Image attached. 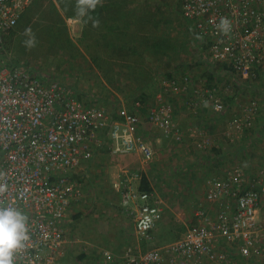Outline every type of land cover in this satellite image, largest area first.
Returning <instances> with one entry per match:
<instances>
[{
	"label": "built area",
	"instance_id": "1",
	"mask_svg": "<svg viewBox=\"0 0 264 264\" xmlns=\"http://www.w3.org/2000/svg\"><path fill=\"white\" fill-rule=\"evenodd\" d=\"M33 1L0 0V185H6L0 206L28 217L29 240L14 254L13 264H55L71 244L70 213L84 203L83 185L76 178L81 166L102 147L114 156L138 155L145 164L153 160L155 152L140 131V108L162 137L181 142L176 102L189 113L210 107L221 114L226 105L217 84L208 87L185 75L162 80L151 102L117 107L113 117L91 97L79 99L64 83L43 81L24 62L10 65L5 36ZM181 13L211 64L227 67L245 83L264 78V0H181ZM222 18L230 22L226 35L218 27ZM223 92L230 94L229 88ZM256 102L228 121L234 137L252 128L258 117ZM140 179V173L124 171L115 189L135 234L150 245L165 209L153 188L143 192L131 187V181ZM207 187L208 205L197 206L195 222L182 239L144 252L128 247L117 256L101 250L97 264H231L233 250L241 264L264 261V223L259 216L264 155L251 181L236 165L224 177L209 179ZM210 204H217L214 212Z\"/></svg>",
	"mask_w": 264,
	"mask_h": 264
},
{
	"label": "trees",
	"instance_id": "2",
	"mask_svg": "<svg viewBox=\"0 0 264 264\" xmlns=\"http://www.w3.org/2000/svg\"><path fill=\"white\" fill-rule=\"evenodd\" d=\"M176 7L181 11V0H178ZM75 9L76 0H34L23 11L14 29L5 36V50L8 52L10 45L16 42L15 47L21 55L60 57V62L64 64H67L68 58L72 60L73 69L75 67L83 70L85 63L91 64L97 71V85L104 91L103 97H99L98 93L91 100L102 106L109 104L107 95L112 94L108 87L118 83L119 78L133 88L132 93L125 96L128 99L127 106L128 102L148 103L161 90V84L158 87V72L171 65L178 68L183 54L186 53L187 43L196 39L184 18L182 25L180 19L174 16L176 9L165 12L160 5L155 6L147 1L102 0V4L90 13L99 21L97 26H93L92 20L84 23L86 17L78 18ZM68 19H77L81 23L82 32L77 40L70 36ZM176 23L184 27H178ZM28 28L35 36L36 43L32 48L24 44L30 38L24 35ZM17 62L13 60L10 65ZM219 69L229 73L227 67L217 64L202 74L201 78L206 79L208 87L215 84ZM173 77V73L168 71L162 80ZM192 79L198 81L195 77ZM260 79L261 77L257 80L261 81ZM81 96L78 95V98L81 99ZM234 99V95H225L223 102L228 105ZM114 109L111 108L113 117ZM250 132L247 130L243 137H247ZM241 142L239 153L245 154L249 145L245 143V138ZM76 178L82 182L79 176ZM136 183L139 191L152 190L143 173ZM181 230L182 234L174 240L183 238L186 228L181 227ZM84 256L81 254L78 259Z\"/></svg>",
	"mask_w": 264,
	"mask_h": 264
},
{
	"label": "rangeland",
	"instance_id": "3",
	"mask_svg": "<svg viewBox=\"0 0 264 264\" xmlns=\"http://www.w3.org/2000/svg\"><path fill=\"white\" fill-rule=\"evenodd\" d=\"M136 1H147L148 3H151L155 6L160 5L162 11L165 12H168V10L170 9L175 11V9L177 8L176 5L178 4V0ZM176 11L177 12H174V16L176 18L178 17V19H180L181 21V24L184 25L182 21L183 16L180 9H176ZM176 24L178 25V27H184L179 23ZM73 26V23H71L70 27L72 29H74ZM74 33L76 32L72 30L71 35H73L74 40H77V36H75ZM187 44L188 45L186 53L183 54L178 68L171 65V67L163 68L158 72V87H160L161 81L162 79H164L165 73H168V71L173 73L175 77L188 75L192 78L195 77L196 79H201V77H203L202 74L207 71L208 68L211 69L215 66L209 62L206 52L201 47H199V45L195 41H193V39H191V42H188ZM16 45V42L10 45L7 55L15 61L24 62L26 65L34 69L46 81H57L64 83L68 88L74 90L75 93H79L80 95H82L81 97H83V99L85 100L89 99V97H92L93 95H97L98 93V95H100L99 97H103L102 94L104 91H102V89L97 85L96 82L97 71L92 67L91 64L85 63V67L83 70L75 69V67L73 69L71 67V59L67 58L68 62L67 64H64L60 62V57L46 55H21L18 53V48L15 47ZM75 66L77 67V64H75ZM260 80L261 81H257L255 83H245L237 77L229 74L227 71L219 69L214 80L215 84H217V86L221 89L220 91L223 97H225V94L223 92L224 89L229 88V95H234L235 99L233 103L229 104L230 107H227V105L225 104L226 108L222 115L212 114L213 116H215V118L213 117L211 120L216 119L217 121L214 125L212 124L215 127L213 129H209L210 134L213 135V138L217 141L220 139L221 141L222 139H218V135L224 132V128L226 127L229 119L232 116L231 112L237 111L239 113L245 106L252 103L253 100L257 101L256 105L258 108L259 117L254 121L253 128L249 133L250 137L247 136L249 137V139L251 138L250 142H248V140H246L245 142L249 145L246 153H250V157L254 158V163H262L264 154V78H261ZM118 81L119 82L115 85L108 87L112 95H107L109 104L106 105L105 108L110 111L112 107L116 109L117 107L122 106L120 105L122 102L120 98L123 97L122 94L127 97V95L132 93L133 88L131 86L124 84L122 79L120 78ZM201 81H206V79L204 80V78H202ZM226 96L228 97L227 94ZM114 98L117 99L114 100ZM110 101L112 102L110 103ZM151 101L152 99L149 100V102ZM129 104H131V102ZM143 118L145 117L142 116L141 121ZM193 119L190 120L191 122L194 121L193 124L190 123V121H186L185 123L181 122V126L183 128L181 126L180 127L183 129V131L194 127L202 130L201 128H205L203 127V124L207 126L209 122L207 121L202 124V122ZM146 131L148 133H150L151 131L156 133V129H151V131H148L146 129ZM243 136L240 138V140L243 138ZM189 141L196 142L197 140H193V138H191V140ZM201 141L202 140H198L199 143ZM239 142L240 141L238 140L234 143H236L237 145L239 144ZM191 145L194 146V143ZM212 149L213 147L206 148L202 150L203 152L199 150L196 152H192L191 154H199L200 156L205 155L208 158L211 157V155L216 156L217 154H215V151H213ZM246 153L241 154L238 158L240 161L239 166L242 167L245 171L247 170L246 163L248 160ZM169 155L170 154L168 153L164 158L163 156L160 157V161H165L166 164H164L165 168L163 169V174L166 176V178L170 176V171H173V167L167 165L169 164ZM154 156H156V154ZM113 157L115 156L112 155L105 147H102L98 149L97 152L92 156V158L87 163L83 164L79 169L78 176L82 180L83 191L85 195L83 200L84 203L70 213L67 221V231L69 240L72 241V244H70V246L67 248L68 253H66L55 264H94V262L92 263L91 259H89V250H86L84 248L86 245H91L89 247L96 249H98L99 247L108 249L121 248V246L117 247L116 243H121V239L119 238L121 237L122 232L119 231V228L122 219L119 213L122 205L120 202V195L113 186V181L114 179H116L113 175L120 174L122 177V172H120L119 170L116 171V169L114 170V172L111 170V167L113 165ZM153 167L154 169H157L158 165H156L155 163L153 164ZM222 168L226 170L227 167L223 165ZM256 168H258V166L255 165V168L252 169V172H254ZM126 169H129V171L133 173L139 172L141 174L143 172L140 166H138V169L134 165L133 168L129 167ZM223 173L219 174V176L223 177ZM130 185L132 188H136L137 183L135 181H131ZM166 188H168V186ZM164 196L167 197V207L165 206V204H163L165 210L164 218L162 219V221H164L168 225L165 224L162 227H160L159 224L157 225L156 229L153 232V241L150 243V245L141 242L140 249L143 252L148 248L162 247L168 243L175 241L174 239H176L178 235L182 234L181 227L186 228L182 223L174 219V211L171 212V210L169 209L168 204H171L170 201H172V197L169 195V192L167 191ZM195 210L196 208L193 211ZM262 214L264 218V212ZM259 215H261V213ZM75 216L78 217L74 219ZM126 220L129 225L133 226L132 220L130 218H127ZM157 231L160 232V236L158 234L159 232ZM232 252L235 253V250H233ZM232 252H229L230 257L232 258L231 264H241V262L243 261H235V255ZM81 254H84L85 256L82 259H78V256ZM96 255L100 257L97 252ZM94 261L97 262L96 256L94 257ZM260 264H264V261H261Z\"/></svg>",
	"mask_w": 264,
	"mask_h": 264
},
{
	"label": "crops",
	"instance_id": "4",
	"mask_svg": "<svg viewBox=\"0 0 264 264\" xmlns=\"http://www.w3.org/2000/svg\"><path fill=\"white\" fill-rule=\"evenodd\" d=\"M71 23H73L74 29L70 27ZM67 26H68L69 33L72 39H73V35H71L72 30L76 32L74 34L75 36H77V39L81 36L82 27H81V23L79 20L68 19ZM201 79H198V81L196 80L194 81L195 83H198L199 81H201ZM122 96L124 100L120 98V100L122 101L120 105L126 106L127 108L131 109L132 105L136 102L134 103L131 102V104H129L130 102H128L129 106H127L128 99L123 94ZM227 107H230L229 104L227 105ZM139 112L142 113V116L145 117L146 115L145 108H140ZM212 114L218 115L219 113L214 112L210 107L203 108L202 110L196 113H189V112H186L182 108L179 102H176L175 121L180 126H181V122L185 123L186 121H190L193 118H194L193 120L200 121L202 122V124L204 122L209 121L207 125L208 127L205 124H203V127H205L204 128L205 130L203 128H201L202 130H199L194 127V128L183 131L182 129L183 127L181 126L182 127L181 129L183 132V140L181 142H177L174 139H166L162 137L161 133L155 127L151 126L147 122L146 118H143L141 121V125H140V131L142 135L147 139V141L151 144L152 148H154L156 156H154L153 160L147 164L143 163L140 157L135 154L129 155V156L113 157V161H112L113 165L111 167V170L114 172V170L116 169V171L119 170L120 172H122V177L120 174L113 175V172H112V175L116 178L113 181L114 188H115V185L120 181V179L124 178L123 176L124 171H129V169H126V168H129V167L133 168V165H134L138 169V166H140L141 170H143L142 173L146 175L151 187L154 189L156 195L158 196V199L162 201L165 204V206L167 205L166 204L167 197H165L164 194L167 191L169 192V195L172 197V201H170L171 204H168V205H169V209L171 210V212L174 211V215H175L174 219L182 223L183 226H185L186 228L193 221L195 222L193 210L197 208V206L200 203H204V205L205 204L208 205L207 202L205 201V194H206V190L208 189L207 181L213 178H221L219 174H222L225 171L223 173V177H224L226 172L229 169H231V167L240 165V161L238 158L241 155L239 153V150H240L239 145L240 143L243 142V141L241 142L240 140L242 136L234 137V135H232L231 132L228 130V125H226V127L224 128V132L218 135V139L221 138L222 140L221 141L220 139L218 141L215 140L213 138V135L210 134V130H209L215 127L213 125L217 121L216 119L211 120L213 117L215 118V116H213ZM231 114H232L231 116L232 118L235 114H238V112L232 111ZM258 117H259V114H258ZM193 122L190 121V123L192 124ZM146 129L148 131H151V129H156V133L152 131L148 133ZM251 129L249 131H251ZM219 136H222V137H219ZM247 136L250 137L249 134H247ZM249 137H243V138H245L246 140H248V142H250L251 138L249 139ZM191 138L197 141L190 142L189 140H191ZM198 140H202V141L199 143ZM238 140L240 142L239 144L236 145V143L234 142ZM205 141L208 142L207 145L205 144ZM189 142L191 144L194 143V146L191 145ZM212 147H213L212 150L215 151V154H217L216 156L211 155V157L208 158L205 155L200 156L199 154L198 155L191 154L192 152H196L199 150L202 151L203 149L212 148ZM168 153L170 155L168 156L169 164L167 165L172 166L173 171H170L171 173L170 176L166 178V176L163 174L164 173L163 169L165 168L166 164H165V161H160V157L163 156L164 158ZM246 156L248 160L246 163L247 172L245 171V173H246L247 179L251 181L253 177L255 176V171L257 168L254 170V172H252V169L255 168V165L259 166L260 162L254 163L255 162L254 158L250 157L251 156L250 153H246ZM155 163L156 165H158L157 169H154L153 167V164ZM223 165L227 167L226 170L222 168ZM167 186L168 188H166ZM117 192L120 195L119 191ZM209 207L211 210L213 209V212H214V210L217 207V204H214V205L210 204ZM261 211L264 212V196H263V201H262L261 209H260L261 215H259L261 216L260 222L264 223V218L262 214L263 212ZM119 214L121 215V219H122L120 223L119 231L122 232V234H121V237L119 238L121 239V243H116V245L117 247L121 246L120 249L118 248L114 249L112 247H110L112 249L101 248V247L96 249V248L89 247L91 245H86L84 247L85 249L89 250V254L93 255L94 257L95 256L97 257V262L99 260V256L96 255V252L99 254L101 250H106L110 252L111 254L117 256V255L122 254L128 247H134V248L140 247L141 241L139 237L135 234L133 226L127 223V220H126L127 217L125 216V213L123 212L122 206H121ZM165 224L168 225L167 223L162 221L161 223H159V226L162 227ZM158 234L159 236L161 235L160 232ZM71 244H72V241H71ZM94 257L90 258L91 262L92 263L94 262V264H97V262L95 263L94 261ZM254 263L260 264L261 260L255 261ZM234 264H238V263H234Z\"/></svg>",
	"mask_w": 264,
	"mask_h": 264
},
{
	"label": "clouds",
	"instance_id": "5",
	"mask_svg": "<svg viewBox=\"0 0 264 264\" xmlns=\"http://www.w3.org/2000/svg\"><path fill=\"white\" fill-rule=\"evenodd\" d=\"M102 0H76V15L85 18L84 23L93 21L97 26L99 21L95 20L90 13L95 11ZM218 27L226 35L230 29V22L222 18ZM24 35L30 38L24 41L28 48L35 46V36L31 29H25ZM3 176V173H0ZM6 185H0V193L4 192ZM28 217L14 207L0 206V264H13L14 254L23 249L25 242L29 240Z\"/></svg>",
	"mask_w": 264,
	"mask_h": 264
}]
</instances>
